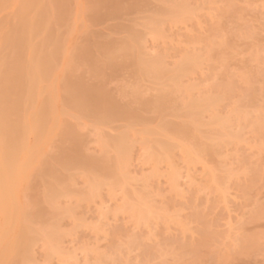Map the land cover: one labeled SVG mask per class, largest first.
<instances>
[{
    "label": "rangeland",
    "instance_id": "obj_1",
    "mask_svg": "<svg viewBox=\"0 0 264 264\" xmlns=\"http://www.w3.org/2000/svg\"><path fill=\"white\" fill-rule=\"evenodd\" d=\"M98 1L66 0L67 21L54 24L55 117L28 138L17 216L0 218V264H264V0H118L95 12ZM16 6L6 4L0 26L15 22ZM125 44L128 56L110 62L107 50ZM151 62L157 80L140 70ZM72 80L134 112L103 122L77 113L63 98ZM72 156L65 168L60 158Z\"/></svg>",
    "mask_w": 264,
    "mask_h": 264
},
{
    "label": "bare ground",
    "instance_id": "obj_2",
    "mask_svg": "<svg viewBox=\"0 0 264 264\" xmlns=\"http://www.w3.org/2000/svg\"><path fill=\"white\" fill-rule=\"evenodd\" d=\"M119 1H121V0H119ZM9 2H14L15 5H17L16 6L17 7L16 15H14L15 16V22H6L0 26V39H1V43H0V218H2L1 216H3L5 218V220L8 217H9L8 220L14 219L15 216H17V213H16L17 210L15 211L16 207H14L15 205L13 206V200H12V197H14L13 191L15 192V188H13V187H15L14 185L16 184L15 182L18 179L19 173L24 171L23 169L26 168L27 164H29L32 157L34 156L31 149L28 148V138L32 134L36 135V137L37 136H44V134L47 131H49V129L51 128L50 124L53 121V118L55 117V115L53 113V107H52V105H53V102H52L53 92L51 90L50 85H51V82L53 79L55 68H58V67H56L57 58L59 57L60 53L63 52V43L61 42V39L58 37V35L57 34L55 35L53 29L55 26L54 24L57 22L62 23L61 25H63L64 24L63 22L65 21L66 17H68L67 15H69L68 10L66 12V0H0V12L3 11L6 4ZM117 3H118V0H99L96 4L95 12L98 11V9L101 7V5H103V6L112 5L113 6V5H117ZM47 7H53L56 9L57 21L54 20V18L56 19V17L52 18V16L49 15V13L46 9ZM48 9H50V8H48ZM168 13H170V12H168ZM66 21H67V19H66ZM126 38H128V37H126ZM117 43H118V41H117ZM125 45H127V46H125ZM125 45L122 46V47H124L123 49H122V47H119V48H121L120 50H118V48L116 49L114 47L115 45H113L112 47L116 50H113V48L107 50L108 51L107 55L109 57V61H110L112 55H113L112 56L113 60L111 59L112 62L116 61L114 59V57H115L114 55L116 53H120L119 54L120 56H122L123 54H125V56H128L127 53H129V51H130L129 46H128V44H125ZM132 48H133V46H132ZM64 52H65V50H64ZM133 52H134V50H133ZM90 53H89L88 49L87 50L85 49V51L82 52L83 55L88 56V57L90 56ZM121 53H122V55H121ZM129 56H131V55L129 54ZM91 59L94 60V58H91ZM99 60H101V59H99ZM129 60H130V58H129ZM132 61H133V59H132ZM99 62H101V61H99ZM144 62H145V60H144ZM121 63H120V66H121ZM190 63H188V64L186 63V65H183L184 71H186V70L189 71L191 69V67L189 65ZM112 65L114 66V64H112ZM124 65H126L125 61H124ZM140 65L142 66L144 64L140 63ZM140 65H139V67H140ZM90 66H92V64ZM191 66H192V64H191ZM118 68H119V66H118ZM161 69H162V67L160 68L157 65V63H155V62H153V63L151 62L145 66L140 67V70L142 72H144L145 74L146 73L152 74L151 77H149V78H152V79L154 78L155 80H157L156 73L159 71H162ZM135 70L136 69H134V71ZM137 70H139V69L137 68ZM137 70L135 73H137ZM188 71H186V72H188ZM100 72H102V71H100ZM153 73H155V74H153ZM103 76H104V74H103ZM102 79H104V78H102ZM48 84H50V85H48ZM98 84L96 83V85H98ZM67 85H66L67 86L66 89H64L66 94H65V97H63V98H65V100H67L68 103L70 105H72V107L76 110L77 113L79 112V114L81 113V115L84 114L83 116L89 115L94 120L96 119L97 122H103V121L111 119L113 117H114L113 119H115L116 115H117V118H118V114L121 115V112H122L121 110H123V109L121 108V110H118V108H116L118 106L115 107L116 104L111 101V99H110L111 97L109 98V96L105 95V93H103L102 90H97L99 88L96 89L95 87L94 88L87 87L86 85H83L81 82H78V81L74 82V80L69 82ZM103 85H105V84H103ZM60 88H62V87H60ZM103 88H104V86H103ZM140 97L142 100V96H140ZM114 100L116 101V99H114ZM142 103H143V101H142ZM142 103L140 105H142V107H143L144 104H142ZM164 103H165V101H164ZM195 104H193V105H195ZM206 104L205 105L203 104V105L207 106ZM146 105L145 106L147 108H149L148 103H146ZM197 105H199V103ZM159 106L160 107L157 106L158 109L161 108L163 106V104L160 105V103H159ZM204 106H202V104H201V106H199V107H204ZM122 107H124V106H122ZM194 107L199 108L196 105ZM190 109H191V107H190ZM201 109H200L199 113L200 114H202L201 112L205 113V109H204V111H202ZM128 110L130 111L131 108L126 109L125 112H123V113H125L124 115L127 114L126 112ZM132 112H134V110ZM138 112H139V110H138ZM191 113L192 112H190V116H193ZM129 114H130V112H129ZM194 115L197 116L196 113ZM131 116H133V115H130L129 117H131ZM120 117H122V115ZM81 118H83V117H81ZM123 120H125V119H123ZM77 124H78V122H77ZM52 128H53V126H52ZM187 128H185V126H184V128L180 129L181 130L180 132H182V131L186 132ZM166 129H167V126H166ZM169 129H170V126H169ZM188 129H190V128H188ZM72 130L74 131V129H71V130L68 129L66 131V133L65 134L62 133V135L63 136L65 135V137H67V139L69 141L75 142V140H76L75 136L76 135L74 134L75 131L73 132ZM78 131H79V129H78ZM176 131H177V129H176ZM187 132H188V130H187ZM175 134H176V132H175ZM84 135H86V134H84ZM67 139H65V140L67 141ZM124 139H123V137L118 138L115 142V145H114V146H116V149L119 151L121 150V152H123V150H125V149H123V147H124L123 144L125 143ZM78 141H79V139H78ZM78 141L76 140L75 143L78 144ZM69 144L72 145L73 143L70 142ZM66 146H68V145H66ZM73 146H77V145L74 144ZM72 148H74V147H72ZM72 148H71V150H72ZM170 148H172V147H170V145H169V149ZM76 149H79V147H77ZM69 152H73V150L69 151ZM70 154H72V153H70ZM118 154H120V153H118ZM59 156H61V155H59ZM73 156L67 158L68 160L66 159V161H64V162H63L62 158H64V160H65V157L63 156L62 158H60L62 160V163H64L65 168H67L68 165L71 166V164H73V162H74L73 158L76 157V156H74V157ZM81 156L83 157L82 154H81ZM26 157H27V159H26ZM25 160L27 161V163L25 162ZM56 161H58V160H56ZM83 161L86 162V161H90V160H83ZM76 162H79V160H76ZM90 163H91V161H90ZM95 163L97 164V161ZM74 164H75V162H74ZM85 165H86V163H85ZM88 165H90V164L88 163ZM91 165H92V163H91ZM101 165H103V164H101ZM106 166L108 167V165H106ZM62 168L65 169L64 166ZM49 169L46 171V173L48 174V172H49L51 174V176H54V172H53L54 169L53 170H49ZM105 169H107V168H105ZM108 169H110V168L108 167ZM100 170L101 169H99V171ZM107 171L110 174V170H107ZM105 172H103V173H105ZM112 172H113V170H112ZM112 175H113V173H112ZM56 177L58 178V175ZM174 179H176V178H174ZM54 181H55V179H54ZM54 181H53V183H54ZM60 182H58V184ZM56 184L54 183V185H56ZM19 188H20V186H19ZM52 188H53V186H52ZM56 189L59 190V187ZM53 190H55V189L53 188ZM53 190L51 189L52 193H53ZM55 193H53V194H55ZM59 195H60V192H59ZM13 213H14V215L15 214L16 215L13 216ZM10 215H12V217H14V218L10 217ZM25 219H27V218H25ZM8 220L6 222H8ZM20 226L24 229L26 228L24 225H23L24 227L22 225H20ZM21 227L19 230H21ZM24 229H22L21 232L19 231L20 236L18 234V236H19L18 242H19V244H20L19 246L21 248L23 247L24 249H28L27 247L29 246L31 241H30L29 237L27 236L28 235L26 233L27 230H24ZM0 230H1V228H0ZM11 231H12V229H11ZM5 233H6V231H5ZM4 235H6V234H4ZM6 238H7V236H6ZM16 241H15V243H16ZM12 245L13 244H10L11 247H12ZM16 246H18V245L15 244V247ZM15 247L13 246V248H15ZM21 248L18 247L19 250H22ZM15 251H16V249L13 252H15ZM8 253L10 254V251ZM20 253H22V252H20ZM21 255H20V258H21ZM18 258H19V256H18ZM21 259H23V258H21ZM20 261L16 262V263L20 264Z\"/></svg>",
    "mask_w": 264,
    "mask_h": 264
}]
</instances>
